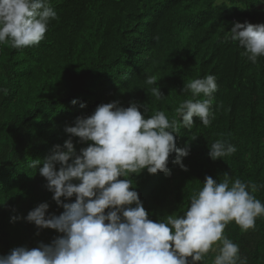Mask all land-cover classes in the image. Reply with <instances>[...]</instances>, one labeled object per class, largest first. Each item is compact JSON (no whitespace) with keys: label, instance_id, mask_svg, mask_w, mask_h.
<instances>
[{"label":"trees","instance_id":"16d2710c","mask_svg":"<svg viewBox=\"0 0 264 264\" xmlns=\"http://www.w3.org/2000/svg\"><path fill=\"white\" fill-rule=\"evenodd\" d=\"M51 6L58 20L50 21L38 45H0V255L57 235L14 218L43 202L49 214L62 213L31 164L47 158L54 146L63 147L66 125L114 101L143 105L146 118L164 111L179 120L176 108L192 98L190 91L182 92L184 85L207 75L218 85L215 118L207 127L194 118L190 129L176 134L177 147H190L183 159L187 171L172 163L173 154L170 175L145 170L132 177L133 187L153 221L183 215L205 177L222 181L226 172L233 180L261 185L255 196L264 203V57L253 64L238 42L225 39L235 22L264 23V2L51 0ZM150 76L155 85L146 83ZM157 86L160 99L151 94ZM71 139L77 151L87 147ZM217 140L237 151L211 160L209 148ZM225 235L239 245L247 264H264V216L246 232L230 222ZM216 254H207L203 264H213Z\"/></svg>","mask_w":264,"mask_h":264},{"label":"clouds","instance_id":"9594fccd","mask_svg":"<svg viewBox=\"0 0 264 264\" xmlns=\"http://www.w3.org/2000/svg\"><path fill=\"white\" fill-rule=\"evenodd\" d=\"M53 20H58V14L51 0H0V45H38ZM225 39L238 42L244 49L241 55L253 64L264 57V23L235 22ZM146 83L157 81L150 76ZM217 90L214 75L185 84L182 92L190 91L192 98L176 108L179 120L169 119L164 111L146 118L140 110L143 105L131 102L122 107L114 101L78 117L74 126L66 125L69 139L63 147L54 146L47 158L31 164L46 180L62 213L49 214V204L43 202L26 217L14 218L57 235L49 243L20 246L0 255V264H203L210 252L217 253L213 264H247L225 229L230 222L245 232L255 228L256 219L264 216V203L255 196L261 185L233 180L227 172L222 181L206 176L183 215L158 221L149 218L133 187L132 177L145 170L170 175L173 154L172 163L187 171L183 159L190 147H177L176 134L181 127L190 129L194 118L211 125ZM151 94L164 97L158 86L151 88ZM72 137L87 147L77 151ZM236 151L233 144L217 140L208 156L216 161Z\"/></svg>","mask_w":264,"mask_h":264},{"label":"bare ground","instance_id":"6f19581e","mask_svg":"<svg viewBox=\"0 0 264 264\" xmlns=\"http://www.w3.org/2000/svg\"><path fill=\"white\" fill-rule=\"evenodd\" d=\"M156 12H157V11H156ZM153 13H154V12H153ZM145 21H146V20H145ZM143 22H144V21H143ZM151 57H152V56H151ZM162 76H163V75H162ZM164 78H165V77H164ZM164 78H163V79H164ZM163 79H162V80H163Z\"/></svg>","mask_w":264,"mask_h":264}]
</instances>
